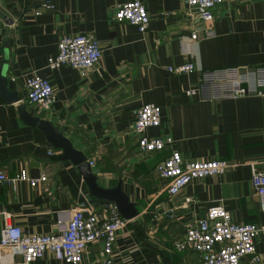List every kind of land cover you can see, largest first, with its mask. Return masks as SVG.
<instances>
[{"label":"crops","instance_id":"1","mask_svg":"<svg viewBox=\"0 0 264 264\" xmlns=\"http://www.w3.org/2000/svg\"><path fill=\"white\" fill-rule=\"evenodd\" d=\"M41 1L0 0V70L8 87L23 98L27 76L36 71L49 78L56 94L52 110L40 113L23 100L28 111L51 120L89 161L95 160L92 168L102 186L121 180L137 203L139 213L118 232L114 264H197L199 253L176 249L174 240L215 203L229 209L237 222H264L252 184L254 169L264 172V97L203 100L186 93L203 68L264 65V0L226 1L215 7L214 20L204 22L195 20L197 8L186 0H143L151 16L145 32L114 17L116 5L127 0H52L54 8L36 14ZM206 27L215 35L206 37ZM195 28L199 36L192 39ZM80 32L99 39L103 54L98 64L86 76L68 64L49 68L59 40ZM187 61L194 62V71L169 70ZM149 101L162 107V121L148 127L147 135H172V148L185 159H224L234 165L171 196L167 179L155 168L171 147L143 154L133 134L135 110ZM18 104L0 95V169L19 177L0 184V228L8 222L29 232L54 231L71 208L108 201L90 195L78 166L59 158L62 149L43 128L22 118ZM43 173L47 179L36 183L23 177ZM188 196L194 200L188 202ZM256 245L264 252V235ZM8 258L3 255L2 261ZM103 259L102 244L94 243L80 263L59 260L49 251L30 264ZM241 264L252 263L245 257Z\"/></svg>","mask_w":264,"mask_h":264},{"label":"built area","instance_id":"2","mask_svg":"<svg viewBox=\"0 0 264 264\" xmlns=\"http://www.w3.org/2000/svg\"><path fill=\"white\" fill-rule=\"evenodd\" d=\"M230 0H186L189 7H196V21H212L215 18V7ZM54 8L52 0H42L35 13ZM114 17L135 24L141 32H145L151 22V16L143 0H127L116 5ZM215 35L212 27L205 28V36ZM199 33L192 30V39ZM103 48L95 34L80 32L63 36L58 42V51L48 59L51 69L68 64L77 68L82 76L100 61ZM196 65L192 61L169 66L176 73L192 72ZM15 78V77H13ZM188 96L203 100L237 98L246 95L264 97V65L240 66L231 65L216 68H203L199 79L186 89ZM56 99L55 89L49 78L38 72L27 76L25 81V97L37 106L38 112L48 113L52 110ZM133 134L143 154L162 151L168 146L170 152L157 161L156 171L167 179L166 189L175 196L189 183L198 178L225 172L234 163L224 159H185L182 152L172 148L174 138L170 134L150 136L146 129L159 126L162 121V107L155 102H144L136 110ZM53 154V151H50ZM91 166L95 160L89 161ZM27 178L32 183L46 180L47 174L40 178ZM18 176H10L0 169V184L8 180H17ZM252 184L260 197V207L264 211V172L254 169ZM188 202L194 196L186 197ZM171 216V211H166ZM131 222L120 212L118 204L108 200L96 206H76L71 208L68 217L61 216L57 220L56 229L49 232H29L20 225L5 222L0 228V264H30L52 252L56 258L66 262L80 263L94 243H101L104 259L94 264H114V251L118 232ZM264 235V222H237L231 211L222 203L208 207L203 216L189 223L183 237L174 240L179 250L192 249L199 253L197 264H241L248 257L252 264H264V252L257 249L256 240ZM8 255L6 262L2 256Z\"/></svg>","mask_w":264,"mask_h":264},{"label":"water","instance_id":"3","mask_svg":"<svg viewBox=\"0 0 264 264\" xmlns=\"http://www.w3.org/2000/svg\"><path fill=\"white\" fill-rule=\"evenodd\" d=\"M5 56L9 58L8 47L5 49ZM0 95L5 101L18 102V110L22 118L30 124H36L43 128L46 131L48 140L62 149L59 158L63 160L69 159L78 166L83 173L91 196L115 201L118 204L120 212L126 218L135 217L139 213L137 203L132 201L129 194L123 190L121 180L116 185L110 187L102 186L98 181V174L93 171L85 152L77 149L72 140L57 128L51 120L28 111L23 97L19 95L18 91L8 87L7 78L2 72V68L0 70Z\"/></svg>","mask_w":264,"mask_h":264}]
</instances>
